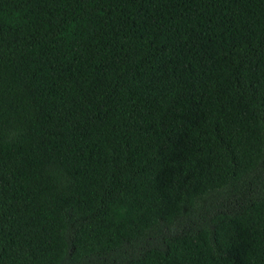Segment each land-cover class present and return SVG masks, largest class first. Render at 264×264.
Listing matches in <instances>:
<instances>
[{
  "label": "trees",
  "instance_id": "trees-1",
  "mask_svg": "<svg viewBox=\"0 0 264 264\" xmlns=\"http://www.w3.org/2000/svg\"><path fill=\"white\" fill-rule=\"evenodd\" d=\"M0 264H264V0H0Z\"/></svg>",
  "mask_w": 264,
  "mask_h": 264
}]
</instances>
